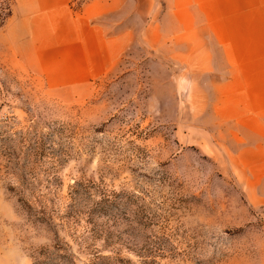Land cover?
Listing matches in <instances>:
<instances>
[{"label": "rangeland", "instance_id": "obj_1", "mask_svg": "<svg viewBox=\"0 0 264 264\" xmlns=\"http://www.w3.org/2000/svg\"><path fill=\"white\" fill-rule=\"evenodd\" d=\"M176 1L65 0L59 85L62 0H0V264H264V26Z\"/></svg>", "mask_w": 264, "mask_h": 264}, {"label": "crops", "instance_id": "obj_2", "mask_svg": "<svg viewBox=\"0 0 264 264\" xmlns=\"http://www.w3.org/2000/svg\"><path fill=\"white\" fill-rule=\"evenodd\" d=\"M64 1L62 0L63 4L59 7V10L54 9L57 12L54 16L59 19L58 36L52 39V43L50 41L44 46L45 50L42 51L43 57L41 58L42 64L40 65L35 61L33 63L29 62L36 69V72L45 73L51 79V82L59 85L76 83L79 74L87 76L90 72L86 55L80 56L77 54L78 35L73 19L71 18L72 28L64 26L68 20V11L64 6ZM175 4L186 3L181 0L179 3L176 1ZM196 5L198 13H202L203 17L211 22L208 23L210 27L221 25L218 23L220 19L217 17V13L221 12L229 13L228 16H222L225 26L229 28L237 26L236 21L239 22L238 25L244 24L245 27L264 26V0H196ZM42 11L50 12L53 9L51 5H44ZM237 12H241V14H236ZM247 13H250V15ZM52 16L48 13L42 19L49 21ZM30 32L32 37L36 35L34 28H31Z\"/></svg>", "mask_w": 264, "mask_h": 264}]
</instances>
